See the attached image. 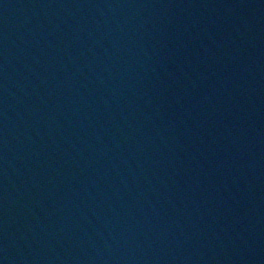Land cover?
I'll list each match as a JSON object with an SVG mask.
<instances>
[{
    "label": "water",
    "instance_id": "95a60500",
    "mask_svg": "<svg viewBox=\"0 0 264 264\" xmlns=\"http://www.w3.org/2000/svg\"><path fill=\"white\" fill-rule=\"evenodd\" d=\"M0 264H264V0H0Z\"/></svg>",
    "mask_w": 264,
    "mask_h": 264
}]
</instances>
